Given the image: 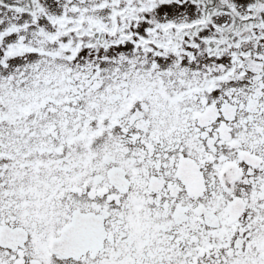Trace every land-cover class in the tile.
<instances>
[{
    "label": "snow or ice",
    "instance_id": "obj_1",
    "mask_svg": "<svg viewBox=\"0 0 264 264\" xmlns=\"http://www.w3.org/2000/svg\"><path fill=\"white\" fill-rule=\"evenodd\" d=\"M0 264H264V0H0Z\"/></svg>",
    "mask_w": 264,
    "mask_h": 264
}]
</instances>
